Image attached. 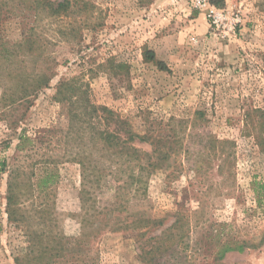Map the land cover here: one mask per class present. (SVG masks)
Returning <instances> with one entry per match:
<instances>
[{
	"label": "rangeland",
	"instance_id": "1",
	"mask_svg": "<svg viewBox=\"0 0 264 264\" xmlns=\"http://www.w3.org/2000/svg\"><path fill=\"white\" fill-rule=\"evenodd\" d=\"M6 2L12 8L0 17V37L19 41L24 24L37 19L46 56L19 60L25 72L48 68L53 75L47 88L20 102L10 90L18 78L0 72V160L7 165L0 173V264H14L25 246L4 214L15 169L35 171L36 180L55 159L59 179L46 200L66 235L80 233V167L61 158L72 146L63 137L68 105L54 100L59 83L70 79L92 103L128 118L134 132L176 141L146 196L132 204L162 220L160 230L176 214L185 217L186 235L167 264H264V188L255 192L253 185L264 187V151L246 118L251 110L264 112V0H72L66 15L40 19L20 11L21 0ZM22 133L34 142L19 152ZM135 145L151 151L148 143ZM213 231L257 246L214 262ZM83 250L75 264H143L132 231L102 233Z\"/></svg>",
	"mask_w": 264,
	"mask_h": 264
},
{
	"label": "trees",
	"instance_id": "2",
	"mask_svg": "<svg viewBox=\"0 0 264 264\" xmlns=\"http://www.w3.org/2000/svg\"><path fill=\"white\" fill-rule=\"evenodd\" d=\"M5 1L0 4L2 18L7 17L12 8ZM17 6L28 14L34 12V17L40 19L66 15L73 4L72 0H21ZM36 20L24 24L19 41L10 42L0 37V72H4L9 79L14 76L18 78L16 90L14 87L10 90L11 96L15 98L18 95L20 102L27 101V98L47 88L53 75L48 68L25 72L27 68L25 65L22 67L19 60L20 56L38 60L46 56L44 44L35 34L38 25ZM149 54L151 60L152 53ZM18 62L20 68H17ZM43 62L48 63V60L45 58ZM54 100L68 105L69 126L63 132V137L67 144H72L69 146L72 153L65 147L61 158L69 156L67 159L80 167L81 206L80 213L75 215L79 220L80 233L77 237L66 235L58 224L51 203L46 200L59 179L55 159L53 162L48 159L40 167V175L36 180L33 179L35 171L27 173L15 169L6 181L4 214L6 223L21 232L25 246L13 257L14 264H59L61 260L75 264L80 261L79 254L84 252V246L94 242L100 234L128 231L138 235V258L143 264H167L186 235L185 217L176 214L174 221L160 230L162 220L135 210L132 204L146 196L149 178L161 170L176 152V141L164 139L160 134L153 135L152 132H134L128 118L110 107L92 103L88 92L75 79L61 81ZM246 118L252 124L257 142L264 151V112L251 110ZM33 142L31 137L22 133L18 137V151H23L25 146H32ZM135 142L148 143L151 151L137 147ZM6 167V162L0 160V173ZM253 185L255 192L264 188L258 183L256 185L253 182ZM105 193L110 194L111 198L101 202ZM158 230V235L147 238ZM220 233L213 231L208 237L216 243L214 262L223 259L228 252H243L257 246L247 240H223L224 235ZM262 243L264 233L259 246Z\"/></svg>",
	"mask_w": 264,
	"mask_h": 264
},
{
	"label": "built area",
	"instance_id": "3",
	"mask_svg": "<svg viewBox=\"0 0 264 264\" xmlns=\"http://www.w3.org/2000/svg\"><path fill=\"white\" fill-rule=\"evenodd\" d=\"M200 1H202V0H198V2H200Z\"/></svg>",
	"mask_w": 264,
	"mask_h": 264
}]
</instances>
